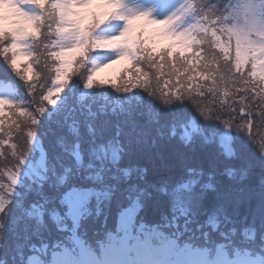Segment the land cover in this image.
I'll use <instances>...</instances> for the list:
<instances>
[{
  "label": "trees",
  "instance_id": "obj_1",
  "mask_svg": "<svg viewBox=\"0 0 264 264\" xmlns=\"http://www.w3.org/2000/svg\"><path fill=\"white\" fill-rule=\"evenodd\" d=\"M190 1L195 25L192 33L205 39V58L209 72L213 73L212 79L207 82L196 72L192 73L191 80L183 73V78L178 80L176 76L168 75L170 66L162 67L159 71L150 68L143 60V53L136 51L133 46L129 50L134 53V57H130L125 66L112 76L95 79L93 87L86 90L82 83L90 72V66H85L87 60L76 64L74 52L68 72L74 79H79L69 92L70 97L79 98L82 93L87 92L89 96L86 99L96 100L94 107L114 105L121 111L125 107L138 112L137 119L133 122L121 119L117 123L115 117L101 118L104 123L98 132L103 133L102 138L116 141L115 146L121 154L115 163L109 160L111 167L109 163L106 164L109 171L116 174L111 181L113 192L107 200L100 203L99 214L95 198L90 201L91 215L81 220L79 232L96 237L109 231L114 232L117 214L124 207L125 210L135 203L138 204L135 217L137 225H162L176 217L183 230L186 217L189 221L188 228L196 231L197 235L202 229L212 240L224 245L221 251L225 253L220 251V255L226 260L235 261L237 256H245L248 251H252L264 262V161L256 149L258 145H264V113H261L264 112V99L254 98L251 91L246 89L250 85H245L239 74L231 75L227 63L231 56L239 67L242 47L248 49L250 57H256L252 49L230 31L234 28L227 24L232 22V19L226 18L227 12L236 0ZM37 9L39 13L35 14H42L38 7ZM43 15L45 23L42 25L41 35L28 40V47L33 52V63L40 70L46 71L47 67L52 66L51 58L46 53L53 50L51 47L55 45L57 35L54 17L48 13ZM109 20L106 18L98 29H103ZM235 28L237 30V25ZM139 30L140 27L131 39L132 44L137 41ZM143 43L145 45L140 46L141 48L147 47L154 53L168 47L155 49L150 45L149 39L147 43L145 38ZM169 60L171 63V58ZM158 61L162 64L159 58ZM249 68L250 65H246L242 69L245 79H249ZM4 77L14 88L11 101L19 107L10 103L0 110V117L3 118L0 123V155L8 161L16 157V165L9 162L8 169H20L22 164L18 165V156L30 146L28 139L34 135L45 142L49 156L61 159L58 144L60 137L50 134L52 109L37 117L39 124L31 123V113L28 116L22 110V107L35 108L38 100L40 104L36 107L37 113L42 107H52L39 98L40 91L46 85L47 74L45 73L41 83L40 75H37L32 81L35 89H29L0 56V79ZM53 79L54 75L49 77L48 87L54 86ZM102 80L108 83H99ZM125 88L127 91L123 90ZM31 91H36L37 94L31 96ZM174 95L182 96L183 99ZM261 95L264 96V91ZM63 107L59 106L61 109ZM194 110L202 113L194 114ZM147 113L150 122L146 117ZM185 115L193 119L195 126L190 127L188 120L185 122L186 127H170L172 122L170 119L166 120V117L175 119ZM147 125L152 129L151 136L137 134L140 127ZM217 128L218 131L225 132V137L232 141L231 154L225 153L222 148L219 141L221 137L215 130ZM184 131L189 132V137L184 136ZM121 144L123 148H120ZM127 153L130 161L126 160ZM62 160L70 163L69 159ZM124 168H128L130 177L134 178L122 180L125 177L118 174V171ZM135 169L140 170L136 176ZM200 174L202 179L198 178ZM208 176H211V182L206 184L204 180ZM76 177H79L78 174ZM4 179L0 178V185ZM184 181H193L195 184L177 189V185ZM71 182L78 187L90 186L85 180L76 178ZM0 190L3 195H7L12 189ZM211 222L216 224L215 229ZM48 232L51 235L46 232L44 241L55 243L59 234L54 224L49 227ZM33 242L40 243V240Z\"/></svg>",
  "mask_w": 264,
  "mask_h": 264
},
{
  "label": "snow or ice",
  "instance_id": "obj_2",
  "mask_svg": "<svg viewBox=\"0 0 264 264\" xmlns=\"http://www.w3.org/2000/svg\"><path fill=\"white\" fill-rule=\"evenodd\" d=\"M22 3L36 5L42 14H29L21 7ZM159 3L163 11L165 0H159ZM0 11V23L7 21L9 24L7 29L0 27V56L4 62L29 89H35L32 81L37 75H40L41 83L45 73L47 74V82L40 91L39 98L52 107H42L37 113L36 107L40 104L38 100L35 108L22 107L23 112L28 116L31 113V123L39 124L37 117L52 109L50 134L61 137L60 144L72 146L70 151L64 153L70 161L65 163L62 159L49 157L42 139L37 149L38 141L34 135L32 147L33 150L40 151L39 160L33 164L30 151L26 160L17 162L22 167L14 169L16 175H11L9 179L12 190L7 195H0V264H212L213 253H219L224 245L212 240L202 229L197 235L196 231L188 228L189 221L186 217L183 230L176 217L162 225H137L135 217L138 204L135 203L120 212L115 231L107 232L103 238L90 242L79 232L81 220L91 215L90 201L95 198L99 214L100 203L107 200L113 192V188L109 186V169L105 162L110 160L115 163L121 154L114 140L102 138V132L100 136L97 135L104 123L101 118L115 117L117 123L121 119L133 122L137 119L138 112L125 107L121 111L114 105L94 107L96 100L86 99L89 96L87 92L82 93L79 98L70 97L69 92L79 78L74 79L70 75L67 70L68 62L64 59V48L71 47L76 53V64L87 60L85 66H90L92 72H89L82 83L86 90L96 83L92 73L101 65L107 67L104 65L105 60L116 63L117 60L134 57V53L129 50L133 46L136 51L143 53V60L150 68L159 71L162 67L170 66L168 75H174L178 80L183 78L181 73L191 80L192 73L196 72L207 82L212 79L213 73L209 72L205 58V39L193 34V40L192 36L179 29L174 31L170 20L153 19L147 11L126 12L122 0H103L100 4H94L93 0H3ZM244 12L255 23L257 10L253 0H247ZM43 13L54 17L57 36L71 35L70 44L54 45L51 47L53 50L47 51L52 66L47 67L46 71L40 70L33 63V52L28 51L25 46V41L34 40L41 35L42 25L45 23ZM106 18L124 21V27L118 35L96 34ZM141 20L146 24L161 26L160 34L170 38L172 43L158 53L147 47L141 48L143 41L130 43L127 38L131 26L134 21ZM221 39L224 37L221 36ZM57 47L60 48L59 51L54 50ZM100 49H111L112 53L96 51ZM113 55L117 60H113ZM20 56L26 57V61L18 63L17 58ZM93 61H99V64H94ZM227 63L231 75L239 74L243 83L250 85L246 89L251 91L254 98L264 99L261 95L264 91V58H252L248 49L242 47L239 67L231 56ZM246 65H250L247 71L249 79H245L242 72ZM53 75L55 96L48 87L49 77ZM99 83L108 82L102 80ZM123 90L127 91L126 88ZM36 94V91L30 92L31 96ZM174 96L183 99L182 96ZM10 103L14 102L0 96V110ZM60 105L64 107L61 109ZM2 122L3 118L0 117V123ZM84 138L92 141L91 158L87 164L82 160ZM120 148H123V144ZM77 170L80 172L79 177L75 176ZM73 178L92 181L94 187L75 186L71 182ZM47 189L58 191L55 196H51ZM49 222L55 225L59 234V238L52 244L43 239L46 232L51 235L48 232ZM211 223L215 229L216 224ZM34 240H40V243H34Z\"/></svg>",
  "mask_w": 264,
  "mask_h": 264
},
{
  "label": "rangeland",
  "instance_id": "obj_3",
  "mask_svg": "<svg viewBox=\"0 0 264 264\" xmlns=\"http://www.w3.org/2000/svg\"><path fill=\"white\" fill-rule=\"evenodd\" d=\"M103 0H93L94 4H100L102 3ZM247 0H236V3L234 5V7H231V9L228 10L226 18L232 19V22L229 24L227 22L228 25H230L232 28H234L233 30H230L231 32H233L234 34H237V36L239 38H241V40L243 42H245L250 49H252L253 54L255 55L256 58H264V0H253L254 2V6L256 7L257 10V17H256V21L255 23H253L250 18H248L245 15L244 9H245V5H246ZM3 4V0H0V6H2ZM122 5L123 8L126 12H142V11H147L150 13L151 18L153 19H157V20H162V19H168L170 20L171 24L174 25V31L175 29H179L180 32H184L187 33L190 36V31L193 28L191 26L192 23H189L188 21L185 22H180L178 19L181 16V13L183 11H185V9L188 7L187 6V0H165L164 3V10H161V5L159 3V0H122ZM21 7L27 11L29 14H35V13H39L37 10L33 9V7H29L28 5L26 6L25 3L21 4ZM75 10V9H74ZM97 11H99L100 9H95ZM225 18V19H226ZM236 18H238V23L236 22ZM0 21H2V11H0ZM234 23V24H233ZM235 25H237V30L235 28ZM216 26H219L218 24ZM0 27H3L5 29H7L9 27V24L7 21L0 23ZM124 27V21L120 20V19H110L108 24L103 28V29H98L96 31L97 35L100 36H115L118 35L119 31H121ZM141 28V30H139L138 33V38L137 40L139 41H143V38L146 39L147 43H148V39L150 42V45L155 48L158 49L160 47H164V46H168L170 43H172L171 39L165 36H162L160 33L162 31V27L159 25H152V24H146L144 21H134L132 26H131V30L129 33V37L127 38L129 40V42L131 43V39L134 37L136 31L138 28ZM71 43V35H65V36H57V39L55 40V45L58 44H70ZM25 46L27 48V50L29 51V47H28V41H25ZM145 43H142L140 46H144ZM57 51L60 50L59 47L55 48ZM255 49V50H253ZM101 52H105L106 54H111L112 50L111 49H100ZM64 59L68 62L67 65V70L69 69L71 63H72V59H73V55H74V51L72 50L71 47L68 48H64ZM129 58L130 57H126L124 59H120L117 60V57L115 55H113V60H117L116 63H112V61L109 60H105L104 61V65H107V67L101 65L100 68L93 72V79L95 80H99L108 76H112L114 75L116 72H118L123 66H125L128 62H129ZM18 59V63L24 62L26 61V57L20 56L17 58ZM94 64H99V61H93ZM90 72H92V69L90 67ZM55 84L54 86H50L49 88L52 89V95L55 96L56 95V91H55ZM11 91V86L7 85V86H0V96H3L4 98H8L9 94ZM192 113L196 114V113H202L200 111H196L194 110ZM146 117L148 118V122L151 121L149 114H146ZM169 120L172 122L170 127H174L177 125H179V128L181 127H186L187 123H185L186 121H189V125L191 126H195L193 124V119L189 116H178L175 119H172V117H166V120ZM164 127V126H163ZM219 136L221 137V139H219V141L222 144V148L224 149L225 153L227 154H231L233 152L232 148V141L230 140V138H226L225 137V132L223 131H218V128L215 129ZM152 129L150 128L149 125H147L146 127H140L137 131V134H144L146 136H151ZM184 136L189 137V132L184 131ZM98 136H100V132L97 133ZM104 137V136H103ZM38 141L37 143V149H39V141L42 139H39L38 136L35 137ZM218 138V137H217ZM62 138L60 137L59 140H61ZM30 142V146L27 148L26 147V151H23L21 154H19V161H23L26 160L29 156V152L32 151V163L35 164L37 160H39L40 158V151L38 150H33L32 147V140L33 138H29L28 139ZM86 140V139H85ZM83 141V150H82V158L84 157L83 163L87 164L88 160H90V152H91V148H92V141L90 140H86ZM116 142V141H115ZM44 147L45 146V142H43ZM59 144V152H60V158L61 159H68L67 155H64L65 152L70 151L71 150V145H64V144ZM256 149L258 150L259 154L262 156L263 161H264V145H258L256 147ZM49 154V153H48ZM13 157H15L13 154H11ZM127 156V161H130L129 159V155L128 153L126 154ZM50 158H52V156H49ZM13 163L14 165H16V157L15 159H10L9 161L7 159H5L4 156L0 155V165H2L3 168L0 169V178H5L4 181L1 183V185L3 186L2 188L4 189H10V177L11 175H13V177L16 175V173H14V170H10L8 169L10 167V163ZM69 163V162H66ZM106 164L109 163V167H111V162L110 161H106ZM21 165V163H18V165ZM22 167V165H21ZM20 167V168H21ZM119 170V169H118ZM118 174H121L123 177H125V179L122 180H127L128 178H134L133 176L130 177L129 174V170L127 169H120L118 171ZM140 172V170H136L135 169V176L136 173ZM78 174V176H80L79 170L76 171L75 176ZM2 175H6V177H3ZM113 175L116 177V174L111 171L107 172V177L109 180V186H111V181L113 180ZM198 178H201V174L198 176ZM202 179V178H201ZM87 184H89V187H94V183L92 181H87ZM206 184L211 182V176H208L205 180ZM10 187V188H8ZM112 187V186H111ZM46 191H48L49 195L51 196H55V192L58 191V189L53 190V189H47ZM52 191V193H50ZM0 195H3L1 193L0 190ZM131 207V206H130ZM52 225L51 222H49V227ZM84 236V235H83ZM229 264H264V263H258V262H229Z\"/></svg>",
  "mask_w": 264,
  "mask_h": 264
},
{
  "label": "bare ground",
  "instance_id": "obj_4",
  "mask_svg": "<svg viewBox=\"0 0 264 264\" xmlns=\"http://www.w3.org/2000/svg\"><path fill=\"white\" fill-rule=\"evenodd\" d=\"M222 263H223V264H225V263H226V261H222Z\"/></svg>",
  "mask_w": 264,
  "mask_h": 264
},
{
  "label": "water",
  "instance_id": "obj_5",
  "mask_svg": "<svg viewBox=\"0 0 264 264\" xmlns=\"http://www.w3.org/2000/svg\"><path fill=\"white\" fill-rule=\"evenodd\" d=\"M186 184V183H185Z\"/></svg>",
  "mask_w": 264,
  "mask_h": 264
}]
</instances>
